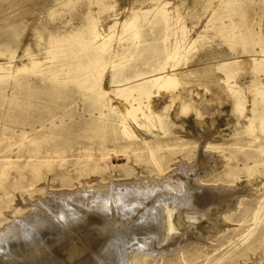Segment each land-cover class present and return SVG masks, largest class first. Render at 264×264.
Returning a JSON list of instances; mask_svg holds the SVG:
<instances>
[{
    "label": "rangeland",
    "instance_id": "374dc122",
    "mask_svg": "<svg viewBox=\"0 0 264 264\" xmlns=\"http://www.w3.org/2000/svg\"><path fill=\"white\" fill-rule=\"evenodd\" d=\"M106 1L0 0V264H115L129 247L125 264H264V1L253 37L245 0ZM188 186L183 230L166 207L175 235L153 252L156 194ZM208 189L238 196L207 217L227 199ZM64 194L95 207L28 224Z\"/></svg>",
    "mask_w": 264,
    "mask_h": 264
},
{
    "label": "bare ground",
    "instance_id": "6f19581e",
    "mask_svg": "<svg viewBox=\"0 0 264 264\" xmlns=\"http://www.w3.org/2000/svg\"><path fill=\"white\" fill-rule=\"evenodd\" d=\"M69 1L72 2L73 0H69ZM212 1L213 0H210V2H212ZM85 2H87V1H85ZM99 2L104 7H107L108 4H109L106 0H99ZM203 3L205 5H208V2L206 0H204ZM229 3L230 4H234L235 0H229ZM262 3H264V2H262ZM80 4L81 3H77V2L73 3L72 9L73 10H77L78 9L77 8L78 5H80ZM86 4H88V3H86ZM86 4H84V6ZM245 4H246V14H243V18H242V20H243V22H242V25H243L242 26V30H244V33H245L244 36L245 37L246 36L247 37H253V35H255V34H260L256 30V22L258 21V19L254 17L255 10L260 9V6L259 7L257 6V8H256V6L254 4V0H245ZM79 10H80V7H79ZM89 21H90V19H89L88 16H86V14L78 16V19H77L78 25L76 26V28L74 29V31L72 33H68V35L66 36V39L72 38L71 34H73V37L74 36L75 37H81L83 35L84 31L86 29H88V27L90 25ZM259 21H261V20H259ZM42 30H46L50 34V32L53 31V28H52L51 24H45L40 29V32L38 34L39 38L41 37L40 35L43 33ZM49 37L53 38V36H51V35H49ZM63 39H65V38H63ZM263 39H264V37H263ZM186 104H187V102H186ZM183 105H184V107L186 106L185 104H183ZM191 108H192V106H191ZM197 112H198V110H197ZM201 164H205L206 165L207 163H205V160H204V163H201ZM207 191L209 192V196L211 198H214L215 196H220V195H223V197H225V198L227 197V199H225L226 202H223V204H221V205L218 203L220 205V206L218 205L219 208L210 210V213H208V214L206 213L207 217H216V215L219 213L218 210L222 209L223 207L225 208L227 206V201L229 202V199L235 202V198L238 196V195H236V197H235V195L233 194L234 193L233 190H232V193L229 192V191L223 190V189L222 190L221 189H218V190L208 189ZM197 194L198 193H196V190H194V186H188V187H185V188H180V189H178L176 191H172L171 190L170 192H165L163 194L162 193L156 194V197L159 198V202L157 203V206L154 208V211H155L154 216H155L156 222H157V223H155L156 227L153 228L154 230L152 232L149 231V233L146 236L143 237V239L141 240V243H143V245H145L146 247L150 248L153 252L154 251L156 252L157 248H159L163 244H166L171 239V237L173 238V235H175V234H172V233L168 232L167 227H166V223H165V219H164V215H163L164 214L163 213L164 209L166 207H169V206H172L175 209V213L173 214V218L170 219V229L171 230H175V231L178 230V232L183 230L184 227H180L181 226V224H180V221H181L180 212H185L188 209L189 210L193 209V206L196 205L194 201H195L196 198H198V197H196ZM200 194H202V193H200ZM205 194H207V193H205ZM97 195H99V194H97ZM94 199H95L94 197H88L87 195L71 196V195L64 194V195L55 196L52 200L49 201V203L41 205L39 210L37 209L38 211H36V213H33L32 215H30L31 218H30V222L28 224H30L32 228H36V229L38 227L41 228L42 226L45 227V225L49 226L50 228H53V227H55L56 223L58 222L57 220L59 218H63L64 216L66 217V216H68L70 214V212H71V208H69L70 203L71 204H74V202L76 204L81 203V204L85 205L87 208H94L95 204H96V200H94ZM202 200L204 201V199H202ZM217 200H218V197H217ZM230 202L228 204H230ZM212 204H213V202H212ZM213 207H215V206H213ZM197 208L199 209L200 207H197ZM194 209L196 210V208H194ZM171 217H172V215H171ZM205 217H206V215H205ZM208 222H209V220H208ZM214 224H215V222H214ZM23 225H25V223H23ZM216 225H218V224H215V226ZM182 226H184V225H182ZM215 226H213V227H215ZM207 228H205V229L206 230L210 229V228H208V229ZM25 229H26V227L21 228L19 230V233H17V235L23 237V234L25 233ZM211 229H212V227H211ZM217 230H216V232H217ZM210 234L212 235V233H210ZM176 236H177V234H176ZM183 246L184 245H182V247ZM162 248L163 247H161V249ZM0 249H3V245L2 244H0ZM157 253H159V252H157ZM132 255H133V251L130 249V247L120 250L119 254L115 255V257H117L116 260L114 258L115 264H125L128 260L131 259ZM112 262H111V264H112ZM4 263L11 264L12 262L10 263V261H7V262H4Z\"/></svg>",
    "mask_w": 264,
    "mask_h": 264
}]
</instances>
